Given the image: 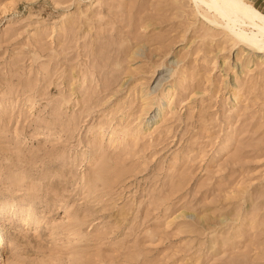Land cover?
Returning <instances> with one entry per match:
<instances>
[{"label": "rangeland", "instance_id": "obj_1", "mask_svg": "<svg viewBox=\"0 0 264 264\" xmlns=\"http://www.w3.org/2000/svg\"><path fill=\"white\" fill-rule=\"evenodd\" d=\"M237 31L0 0V264H264V36Z\"/></svg>", "mask_w": 264, "mask_h": 264}, {"label": "bare ground", "instance_id": "obj_2", "mask_svg": "<svg viewBox=\"0 0 264 264\" xmlns=\"http://www.w3.org/2000/svg\"><path fill=\"white\" fill-rule=\"evenodd\" d=\"M215 14L227 20L228 25L236 26L243 35L246 28L254 37L264 36V13L254 8L247 0H202ZM234 29V28H233ZM235 30V29H234ZM235 32V31H234Z\"/></svg>", "mask_w": 264, "mask_h": 264}]
</instances>
